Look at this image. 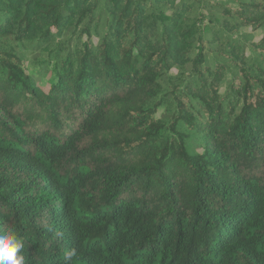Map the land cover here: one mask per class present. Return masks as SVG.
Segmentation results:
<instances>
[{"label":"trees","instance_id":"trees-1","mask_svg":"<svg viewBox=\"0 0 264 264\" xmlns=\"http://www.w3.org/2000/svg\"><path fill=\"white\" fill-rule=\"evenodd\" d=\"M231 1L0 0V229L25 264H264V61L218 100L264 0Z\"/></svg>","mask_w":264,"mask_h":264},{"label":"rangeland","instance_id":"rangeland-1","mask_svg":"<svg viewBox=\"0 0 264 264\" xmlns=\"http://www.w3.org/2000/svg\"><path fill=\"white\" fill-rule=\"evenodd\" d=\"M220 0H218V2H216L217 4L215 5V7L213 8V12H211V14L215 13V15H220V14H224V8L218 6ZM222 1H226L228 2V8L229 9H233L234 6L233 2L231 0H222ZM215 4V2H212ZM206 14L208 12L204 11ZM231 16V14H230ZM232 37L234 39H238V38H243L246 40V43L240 42V44L243 46V54L245 55L246 59H237L236 62L234 61V59L232 60V63L228 62L227 59H218L220 61H223V64L228 67V71H225L223 74L220 73V82H219V90L218 93L220 96H218V100H221L223 95L230 92L231 88L233 86V83L238 84V80H233L231 79V77L233 78L232 73L235 71V67L233 66L234 63H236V65L243 67L246 71H248L249 73H252V70L255 68L254 66L258 65L260 63H262L264 61L263 59V55L262 52L264 51V48L261 46V41L264 38V30L263 29H258L255 26L252 25H238L233 29V34ZM205 39H209V37H205ZM204 55L206 56V63L204 64V68H202L203 70H207V73L205 74L207 76V80L205 81L206 84H210L214 79H212V75L213 73L216 72V68L217 66H215V62L218 63H222L216 59H212V55H211V51L208 47L205 48V50L203 51ZM34 57V55L32 53L27 54V59L25 60L23 67L26 69L27 72H31L35 66L36 63L42 59H32ZM254 67V68H253ZM191 68V65H189V69ZM209 70L211 71V73L209 74ZM39 71V74L37 73ZM36 72L35 75V80L37 82V86L40 87V89L47 93L49 90V85L47 84L48 79H51V77H49L50 75L44 76V71L43 70H38ZM176 71L173 70L171 71V73L168 75L171 78L174 77V75H176ZM1 74V71H0ZM233 82V83H232ZM172 111V108H171ZM163 113V110H161L158 114V117Z\"/></svg>","mask_w":264,"mask_h":264},{"label":"clouds","instance_id":"clouds-1","mask_svg":"<svg viewBox=\"0 0 264 264\" xmlns=\"http://www.w3.org/2000/svg\"><path fill=\"white\" fill-rule=\"evenodd\" d=\"M23 249V239L14 228L0 229V264H25ZM74 255V250L68 251L65 254V264Z\"/></svg>","mask_w":264,"mask_h":264}]
</instances>
